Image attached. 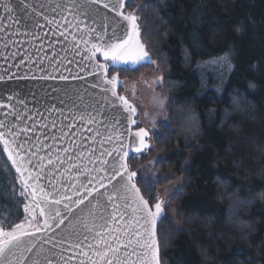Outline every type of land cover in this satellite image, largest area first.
Returning <instances> with one entry per match:
<instances>
[{"label":"trees","instance_id":"1","mask_svg":"<svg viewBox=\"0 0 264 264\" xmlns=\"http://www.w3.org/2000/svg\"><path fill=\"white\" fill-rule=\"evenodd\" d=\"M125 11L138 16L151 63L108 76L156 71L167 95L151 149L154 172L167 178L135 181L154 205L180 180L170 199L175 224L158 223L160 264H264V0H127ZM224 55L233 68L217 93L205 62ZM17 179L0 146L6 229L23 214Z\"/></svg>","mask_w":264,"mask_h":264},{"label":"water","instance_id":"2","mask_svg":"<svg viewBox=\"0 0 264 264\" xmlns=\"http://www.w3.org/2000/svg\"><path fill=\"white\" fill-rule=\"evenodd\" d=\"M58 3H66L67 7L61 10L56 7ZM4 4H9L14 10L11 13L5 12ZM96 7L100 10V18L93 24L83 16L79 17L78 22L76 13L70 10V0H0V76L3 77L0 79V121L5 124V127H0V133H4V139L10 143L15 141L12 147L18 148L20 155L25 158V166L33 174L27 190L31 201L33 185L36 186L37 197L48 192L52 196L66 194L76 199L74 193L81 183L87 184L88 180L95 177L93 183L87 186L99 187L96 181L106 173H97L94 169L99 166L101 159L111 161L117 157L114 149H120L119 155L128 151L131 157L143 153L148 148L147 135V147L139 153L132 151L133 148L139 147L135 133L140 128L134 129L137 124V108L132 105L136 109L135 115L131 116L136 123L132 124L128 119L130 113L124 111L122 103L112 97L111 91L106 95L109 100H115L114 108L106 107L103 111L107 115L104 118L96 117L99 123H89L87 117L81 121V113L92 112L93 104L103 102L105 93L102 87H113L103 84L105 78L109 79L108 70L106 73L96 70L100 64L110 65L111 62L105 61L99 52L96 53L95 59H85V56L89 55L88 49L91 45L98 43L96 34L90 33L88 28H96L97 32L103 33V25L107 24V36H111L117 22L126 25L115 12L104 9L102 5ZM120 10L124 12V8ZM105 16L108 17L107 20H104ZM84 40L88 41L87 45L83 43ZM148 56L150 57L149 53ZM148 63L145 61L142 65ZM61 76L67 79H60ZM94 83L102 87L93 88ZM119 83L120 80H117L115 85L118 96ZM9 96H13L11 101L8 100ZM20 100L23 103H19ZM128 102L131 104L129 100ZM16 113H19V119L16 118ZM92 114L96 115L95 112ZM9 130L14 135H9ZM145 131L148 133L146 129ZM109 136L112 137L111 140L108 139ZM121 145L130 147L121 148ZM0 146L5 160L20 181L21 174L8 159L2 142ZM107 152H112V157L107 156ZM102 153L105 155L102 156ZM129 157H125L127 164ZM23 175L27 177L28 173ZM37 176L39 179H35ZM104 183L108 184V181L105 180ZM112 184H116V181H112ZM112 184H108L109 192L113 191ZM119 195L121 198L114 201L120 206L116 212L113 211L107 196H96L92 203L100 201L107 208L92 209L89 205L82 214L92 231L82 229L80 238L83 240L84 235L88 237L82 247L92 259H96L93 252L101 238L116 246L117 237L123 244H127L129 240L138 239L135 236L137 231H143L136 223L140 214L133 212L135 204L125 205L123 197L126 193L123 190ZM85 203L87 204V201ZM89 210L95 213L94 220L88 215ZM36 214L40 220L38 209ZM77 215L81 213L78 212ZM114 215L115 220L112 218ZM64 228L65 226H61L55 230V239L61 238ZM97 232H101V236H97ZM39 235L50 237L52 233L46 230ZM89 244L93 245L91 249L88 248ZM50 246L44 245L45 248ZM63 247L67 249L63 253L67 264H80L81 260L88 264L89 258L80 256L79 249L69 248L67 243ZM100 247L102 249L104 245L101 244ZM133 248H136L137 252L141 251L133 243L127 249L122 247L119 255L123 258L125 252L131 254ZM69 257L72 259H68ZM129 259L134 261L137 257L132 254Z\"/></svg>","mask_w":264,"mask_h":264},{"label":"snow or ice","instance_id":"3","mask_svg":"<svg viewBox=\"0 0 264 264\" xmlns=\"http://www.w3.org/2000/svg\"><path fill=\"white\" fill-rule=\"evenodd\" d=\"M71 11L76 13L77 20L79 22V17L83 16L86 20H91L93 24L97 23L100 18V10L97 5H102L104 9H108L111 12H115L117 16L121 18L124 23L117 22L113 27L112 35L107 36L108 25L104 24V32H97L96 28H88L90 33H95L98 43L91 45L88 49L89 55L85 56V59L93 60L96 57V53H100L105 61H110L108 64H100L96 70L97 72L103 71L107 72L109 67L120 68L122 71L134 70L136 66L142 65L143 62L147 61L151 63V59L148 56L145 46L140 41V28L138 25V17L133 13H124L120 9L124 8L125 0H70ZM5 12L11 13L14 9L9 4L3 5ZM44 7V5H40ZM57 8L64 10L67 7L66 3H58ZM38 16L39 13L37 12ZM108 17L105 16L104 20ZM51 22V21H50ZM120 33V34H118ZM107 37V39H106ZM84 44H88L87 40L83 41ZM219 61H228V56H220L213 60L215 63ZM0 79H3L0 76ZM60 79H67L61 76ZM117 76L113 75L111 79L105 78L103 81L104 85H112L111 89L107 87H102L100 84H93V88L102 87L105 93L103 97V102H97L93 104L92 112L81 113V121H84L85 117L89 123H99L96 117L100 116L104 118L107 113L103 110L106 107L115 106V100H109L107 97V92L111 91L112 97L119 100L124 108V111L130 113L128 119L130 123L135 124L136 121L131 119L132 115H135L136 109L129 104L128 100L123 95H117L115 90V85L117 83ZM249 87L256 88L255 84L249 83ZM13 96H9L8 100L11 101ZM23 103L22 100L18 101ZM7 107V105H4ZM11 114V113H9ZM16 118L19 119V113H16ZM0 127H5L3 121H0ZM115 131V129H113ZM9 135H14L11 130H9ZM148 133L144 128H140L135 136L139 140V147H135L132 151L139 153L144 147L145 137ZM119 138V137H118ZM112 139L111 136L108 138ZM0 142L4 145V152L8 154V159L12 161L13 166L16 171L21 174L20 183L23 186V192H27L29 187V180L33 179V174L29 171L28 167L25 166L24 156L20 155L18 148L12 147L11 143L4 139V133H0ZM22 148V145L20 146ZM130 145H121V148H129ZM67 151V149L65 150ZM117 152V157H114L111 161L106 159H101L99 161V166L94 170L97 173L104 172L106 175L100 177L96 183L99 185L88 187V184H92L95 177L88 180L87 184L81 183L79 188L76 189L74 195L76 199L72 196L58 195L52 196L48 192H44L42 196L37 197L36 186H32V201L34 207L25 204V212L27 216L24 221L16 223L10 229H6L2 224H0V264H67V260L63 255L67 251L63 247L65 243L69 245V248L79 249V255L83 257H88V264H160L159 257V243L157 239V228L158 221L162 218L163 208L160 201H157L155 205L150 206L149 201L145 200L141 195L140 188L137 187L135 183V178L137 177V172L130 171L125 157H129V152L124 151L123 155H119L120 149H114ZM107 156L112 157V152H107ZM105 155L104 153L101 154ZM135 158V157H131ZM51 162V161H49ZM30 163V161H29ZM95 163V162H93ZM107 166V167H105ZM27 172V177H24V173ZM119 177V180H117ZM167 177H155V180L166 179ZM39 179V177H35ZM143 179V178H142ZM107 180L108 184H112V181H116V184H112V192L108 190V184L104 183ZM146 182V181H145ZM117 185H120L118 188ZM75 188L76 186L73 185ZM100 189L104 191L101 192ZM123 190L126 193L125 205L129 203L135 204L133 212L140 214L136 223L139 225L143 231H137L135 236L138 237L136 240H129L127 244H123L119 237L116 238V246L108 243L105 239L101 238L96 244V250L93 252V256L96 259L89 257V253L83 250V243L88 239L84 235L83 240H81L82 229L84 231H92V227L89 226L87 219L82 216L84 210L91 205L92 209H97L99 207H105L97 201L93 204L92 201L96 199V196H107L109 202L112 203L113 211L120 207L115 204L114 201L120 197V192ZM179 190V189H177ZM43 191V189H41ZM94 193L96 194L94 196ZM91 198V199H90ZM87 201V204L85 203ZM62 205V207H61ZM83 206V207H81ZM36 209L39 210V217L41 218L38 223L37 221ZM81 215H77V213ZM89 216L95 219V213L92 210L88 212ZM103 218V217H101ZM115 220V215L112 217ZM121 219L123 217L121 216ZM107 223V222H106ZM79 225V227L77 226ZM61 226H65L61 238L59 240L55 239V230L60 229ZM103 228V226H100ZM31 229V230H30ZM46 230L50 231L52 235L50 237H43L39 234L44 233ZM107 231V229H104ZM97 236H101V232L96 233ZM133 243L141 249L140 252L136 251V248L132 249V253L129 254L125 252L122 258L119 254L121 248L127 249ZM51 245L45 248L44 245ZM103 244L104 247L101 249L100 245ZM93 245L89 244L88 248L91 249ZM26 253H32V255H26ZM136 255V260H130L129 255ZM68 259H72L69 257ZM80 264H85V261L81 260Z\"/></svg>","mask_w":264,"mask_h":264},{"label":"rangeland","instance_id":"4","mask_svg":"<svg viewBox=\"0 0 264 264\" xmlns=\"http://www.w3.org/2000/svg\"><path fill=\"white\" fill-rule=\"evenodd\" d=\"M125 13L135 14L134 11H125ZM138 25L140 28L139 18ZM205 65H207L206 69L210 71L209 73H212L214 76V79L210 81L206 79V84L209 83L211 86H214L216 81V89L215 87H210V89L217 93L223 91V88L226 82L229 80V76L233 68L231 55L227 62L217 60L215 63L211 61L205 62ZM135 74V76L130 75L126 78H122V73H120V71H115L108 78L111 79L113 75H116L118 80H120L118 93L125 96V98L130 101L131 105L137 108L138 115L136 120L139 122L137 127L144 128L149 133L148 137L146 138V141L148 142V148L143 153L136 156V164L138 168H136L135 172H137L138 176L143 178V180L155 181V177H166L165 175L161 176L154 172V162L158 159V155L151 149L153 147V139L158 133V129L160 126H162L161 124L166 121L165 106L167 103V95L161 90L162 77L158 72L140 70ZM17 182L19 184L17 193L21 199V209L23 212L21 219L17 222L20 223L21 221H24L25 217L27 216V213L25 212V204L32 205V207H34V205L27 192H24V194L21 195L23 192V186L18 179ZM179 186L180 180L170 179L169 184L167 186L165 185V187L162 188L159 193V201L161 202L163 208L162 218L171 222L173 225L175 224L174 204L170 199L173 191L178 189ZM38 222L39 218L37 215V221L34 223Z\"/></svg>","mask_w":264,"mask_h":264},{"label":"flooded vegetation","instance_id":"5","mask_svg":"<svg viewBox=\"0 0 264 264\" xmlns=\"http://www.w3.org/2000/svg\"><path fill=\"white\" fill-rule=\"evenodd\" d=\"M136 128H139V127L136 126Z\"/></svg>","mask_w":264,"mask_h":264}]
</instances>
